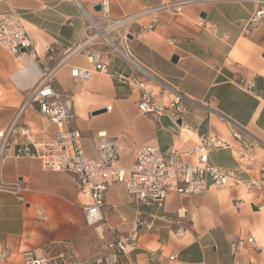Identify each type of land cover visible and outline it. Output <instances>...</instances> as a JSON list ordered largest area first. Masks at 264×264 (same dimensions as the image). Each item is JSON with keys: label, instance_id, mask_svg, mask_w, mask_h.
Returning <instances> with one entry per match:
<instances>
[{"label": "crops", "instance_id": "crops-1", "mask_svg": "<svg viewBox=\"0 0 264 264\" xmlns=\"http://www.w3.org/2000/svg\"><path fill=\"white\" fill-rule=\"evenodd\" d=\"M103 1L0 0V14L15 11L22 18L39 56L35 61L0 47V131L11 125L44 69L58 64L80 42L85 16H98L95 7ZM108 1L114 19L190 2L181 13H161L153 30L145 29L149 17L129 29L136 66L106 55L108 71L81 82L71 77L72 68L93 66L87 56L78 55L55 71V89L74 97L72 128L82 135L84 154L96 159L97 136L105 133L117 138L121 168H133L139 146L157 147L164 155L177 149L181 161L196 164L202 154L190 151L202 136L216 137L229 146L209 153L213 165L242 179L259 178L264 171V22L248 26L258 9L256 0ZM47 49L54 50L52 59ZM120 75L130 82L122 83ZM144 92L163 106L182 95L188 110L181 121L168 114L157 119L142 115L138 104ZM23 122L30 140H49L57 131L37 105ZM15 149L6 151L0 167L1 182L22 187L20 196L0 194V245L10 254L4 264H24L26 251L66 244L86 261L97 257L101 240L113 239L109 228L124 238L135 233L138 244L128 254L130 264H264V205L258 191L248 192L230 179L227 186L211 187L202 196L170 193L162 205L138 207L126 186L115 183L105 197V222L88 226L83 211L88 198L74 177L44 170L37 159L17 157ZM140 220L144 225L137 228ZM181 226L189 231L177 236ZM250 233L258 247L246 242L233 256L231 244Z\"/></svg>", "mask_w": 264, "mask_h": 264}, {"label": "built area", "instance_id": "built-area-1", "mask_svg": "<svg viewBox=\"0 0 264 264\" xmlns=\"http://www.w3.org/2000/svg\"><path fill=\"white\" fill-rule=\"evenodd\" d=\"M189 2L167 3L114 19L110 13L109 1L104 0L100 4L98 16L87 14L80 42L67 49L64 58L58 64L50 69L47 67L44 69L43 76L29 92L11 125L8 129L0 131V167L5 161L6 151L14 146L17 157L37 159L44 170L63 172L74 177L79 192L88 198V203L83 207L88 226H100L105 222L103 216L105 197L115 183L124 184L132 202L141 207L151 203L162 205L170 193L182 197L202 196L211 187L218 189L227 186L232 179L236 186L240 185L248 192L258 191L263 197L264 205V171L259 178L247 180L237 177L234 172H225L213 165L209 160V153L229 146L216 137L202 136L197 146L190 151L193 155L202 154L196 164L181 161L177 149H170L164 155L157 147L139 146L136 148L133 168H121L117 165L120 157L117 138L109 137L105 133H99L97 136L95 144L97 158L87 157L81 146V133L72 128V120L75 117L74 97L62 95L54 87L55 71L63 62L74 56H87L93 66L92 69L72 68L71 77L81 82L90 80L96 72L108 71V65L103 61L106 55L120 56L127 63L136 66L128 47L131 36L129 29L139 24L143 18L149 17L151 22L145 29L153 30L161 13H181L184 5ZM256 3L258 9L249 17V27H257L264 22V1L256 0ZM0 47L14 55L27 54L33 60H39L35 44L28 36L22 18L15 11L0 14ZM23 50L25 52H22ZM53 52V49H47L51 59ZM118 78L124 84L130 82L124 75ZM152 99L151 93L142 94L138 104L142 115L157 119L168 114L173 120L181 121L188 110L184 97L179 94L168 106L152 103ZM33 105H37L40 113L56 126L57 131L49 140L34 141L29 138L30 130L23 119ZM106 110L110 112L112 106ZM21 191L19 183L7 185L0 181V194L11 192L20 196ZM143 225L144 222L140 220L137 228ZM109 230L113 234V239L106 245V250L111 252L110 258L113 259L109 264H130L128 254L136 249L138 244L135 233L129 238H124L112 229ZM188 231L187 227L181 226L175 234L182 236ZM246 242L252 248L258 247L257 237L250 233L245 239H239L231 244V254L237 255L244 249ZM9 256V252L0 245V264H4ZM175 258L173 256L170 259ZM97 263L101 264V260ZM24 264L71 263L69 259H65L64 254H53L52 248L40 247L24 253Z\"/></svg>", "mask_w": 264, "mask_h": 264}, {"label": "rangeland", "instance_id": "rangeland-1", "mask_svg": "<svg viewBox=\"0 0 264 264\" xmlns=\"http://www.w3.org/2000/svg\"><path fill=\"white\" fill-rule=\"evenodd\" d=\"M106 236V235H105ZM108 237L101 240V250L97 254V257L92 256L91 259L84 260L80 254L74 253L70 245H57L52 247L53 254H64L66 260H70L71 264H98L101 260V264H109L113 259L110 258L111 252L106 250ZM77 254V255H76ZM80 260V261H79Z\"/></svg>", "mask_w": 264, "mask_h": 264}, {"label": "water", "instance_id": "water-1", "mask_svg": "<svg viewBox=\"0 0 264 264\" xmlns=\"http://www.w3.org/2000/svg\"><path fill=\"white\" fill-rule=\"evenodd\" d=\"M101 10V5H97L95 7V11L99 12ZM22 52H25V50H23Z\"/></svg>", "mask_w": 264, "mask_h": 264}]
</instances>
